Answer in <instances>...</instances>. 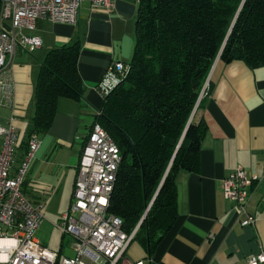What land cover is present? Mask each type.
Instances as JSON below:
<instances>
[{"label":"crops","instance_id":"1","mask_svg":"<svg viewBox=\"0 0 264 264\" xmlns=\"http://www.w3.org/2000/svg\"><path fill=\"white\" fill-rule=\"evenodd\" d=\"M136 8L137 0H113L111 11L84 1L74 24L38 19L34 28L25 32L39 36L41 46L31 53L16 50L8 74L13 103L0 102V123L11 119L19 129V148L11 172L27 148L39 67L53 48L75 41L80 47L76 67L83 95L79 100L58 98L49 128L35 134L39 145L22 183L26 197L55 227L72 201L81 150L103 101L97 84L109 63L118 60L129 64L133 57ZM210 79V90L197 112V119L206 125L199 168L176 173L173 222L150 246L145 231L136 233L125 254L130 261L246 264L250 255L264 251V66L250 68L239 60L219 62ZM238 166L255 177L247 187L246 213H240L223 190V178ZM246 215H252L254 221L241 225ZM140 222L134 228L138 229ZM59 231V250L47 248L62 257L64 236L68 235L75 253L71 235Z\"/></svg>","mask_w":264,"mask_h":264},{"label":"trees","instance_id":"2","mask_svg":"<svg viewBox=\"0 0 264 264\" xmlns=\"http://www.w3.org/2000/svg\"><path fill=\"white\" fill-rule=\"evenodd\" d=\"M134 33L130 71L102 94L94 122L121 154L108 211L127 233L141 220L136 233L150 246L176 216V173L199 168L206 125L197 112L214 62L264 66V0H137ZM79 49L53 48L39 67L28 138L49 128L59 97H82Z\"/></svg>","mask_w":264,"mask_h":264},{"label":"built area","instance_id":"3","mask_svg":"<svg viewBox=\"0 0 264 264\" xmlns=\"http://www.w3.org/2000/svg\"><path fill=\"white\" fill-rule=\"evenodd\" d=\"M88 1L95 8L111 11L113 0H1L0 5V102L13 103L9 70L16 50L33 52L42 44L32 30L38 19L74 24L79 5ZM130 71L122 61L108 64L97 84L101 94L108 93ZM0 264H141L130 261L126 250L137 228L127 233L122 219L108 211L109 198L121 161V154L111 135L98 123L92 124L82 147L72 201L55 225L71 235L75 255L59 257L36 237L44 215L24 194L22 183L38 148L35 134L29 136L20 164L11 172L19 148V129L8 120L0 123ZM259 180V179H258ZM255 177L248 176L238 166L223 178L227 199L236 203L240 213H246L247 187ZM246 215L241 225L252 223ZM246 264H264V251L249 256Z\"/></svg>","mask_w":264,"mask_h":264},{"label":"rangeland","instance_id":"4","mask_svg":"<svg viewBox=\"0 0 264 264\" xmlns=\"http://www.w3.org/2000/svg\"><path fill=\"white\" fill-rule=\"evenodd\" d=\"M56 222V221H54ZM53 221L48 215H45V219L40 227L35 232V237L41 241L46 247L52 250H59L61 242V232L52 224ZM63 256H73L75 253L72 250L71 238L68 235L64 236L63 240Z\"/></svg>","mask_w":264,"mask_h":264},{"label":"water","instance_id":"5","mask_svg":"<svg viewBox=\"0 0 264 264\" xmlns=\"http://www.w3.org/2000/svg\"><path fill=\"white\" fill-rule=\"evenodd\" d=\"M215 64H216V62H214V65H213V67L215 66ZM213 67H212V69H211V72H212V70H213ZM211 72H210V74H211ZM208 78H210V75H209V77ZM207 82H208V80H207ZM207 82H206V84H207ZM206 84H205V86H206ZM205 88V87H204ZM204 88H203V90H204ZM202 97V94H201V96H200V98ZM195 109H196V107H195ZM195 109H194V111H193V113H192V115L190 116V119L192 118V116H193V114H194V112H195ZM168 170V169H167ZM149 207V206H148Z\"/></svg>","mask_w":264,"mask_h":264},{"label":"bare ground","instance_id":"6","mask_svg":"<svg viewBox=\"0 0 264 264\" xmlns=\"http://www.w3.org/2000/svg\"><path fill=\"white\" fill-rule=\"evenodd\" d=\"M5 243L8 244V242H7L6 240H1V239H0V244H5Z\"/></svg>","mask_w":264,"mask_h":264}]
</instances>
